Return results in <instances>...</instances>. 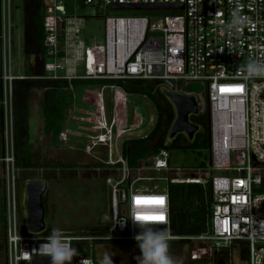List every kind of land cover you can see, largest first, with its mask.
Instances as JSON below:
<instances>
[{
	"label": "built area",
	"instance_id": "built-area-1",
	"mask_svg": "<svg viewBox=\"0 0 264 264\" xmlns=\"http://www.w3.org/2000/svg\"><path fill=\"white\" fill-rule=\"evenodd\" d=\"M11 1L0 0V58L3 93L2 110V199L5 225L6 264H27L42 256L38 249L51 232L47 229L38 236L21 232L19 215L18 177L15 166L13 106L11 83L27 78L12 75L5 67L9 50L11 28ZM44 6L43 61L44 78L87 81L143 80L171 93L193 95L197 101L198 117L206 113L210 119V177L166 179L159 176L169 169V152L165 149L142 159L134 168L128 166L122 155L121 137L137 130L144 118L134 115L135 124H129L126 93L116 84H100L93 104L95 108L86 117L74 121L94 127L82 153L92 156L105 169L104 183L108 189V215L104 228L87 235L64 233L72 246L106 243L137 244L132 217L137 214L164 213V226L169 241L192 246L207 244L209 252L246 251L247 264L264 261V76L248 77L243 69L247 63H264V0H41ZM181 5L182 9L146 11L145 15H106L104 39L85 48L80 62L82 74L59 77L60 61L65 57L61 38L69 28L66 20L71 12L82 7L104 8L109 5ZM69 10V12H68ZM94 12V11H93ZM136 12V11H135ZM242 20V23H234ZM76 32V31H75ZM7 49V50H6ZM63 52L64 57H59ZM81 55V54H80ZM3 60V65H2ZM190 83H199L202 94L188 90ZM242 87V91H237ZM221 88L225 91L221 92ZM74 88L69 86L73 93ZM104 91L109 93L108 108ZM146 98L145 96H143ZM201 130V128H200ZM91 131V130H90ZM69 131L59 134L58 140L68 141ZM82 134V133H81ZM83 135V134H82ZM127 140V139H126ZM102 149V158L95 150ZM117 159H112V151ZM244 159L246 166H231ZM253 160L257 165H253ZM234 171L236 176L213 175L212 172ZM165 181V187H149L146 182ZM168 183H185L209 187L210 208L205 218V229L194 236H175L170 232ZM164 198L163 206L154 200L137 198ZM23 225V224H22ZM202 246V245H201ZM29 252L30 255H25ZM96 260L91 255L78 256Z\"/></svg>",
	"mask_w": 264,
	"mask_h": 264
},
{
	"label": "rangeland",
	"instance_id": "rangeland-1",
	"mask_svg": "<svg viewBox=\"0 0 264 264\" xmlns=\"http://www.w3.org/2000/svg\"><path fill=\"white\" fill-rule=\"evenodd\" d=\"M106 15L120 14L105 13L104 8L100 6L82 7L68 15L70 18L66 20V27L71 31L61 38L62 45L65 49V57L60 61L63 69L56 72L59 77L64 76L67 73V69L72 68L71 66L76 59L73 58L74 51L77 50L79 56H82L85 48H89L96 42L103 41L105 32L104 17ZM23 16L24 8L22 1L12 0L9 50L6 49L7 57L4 58L5 67L12 75L27 74L26 65L29 57H26L24 53ZM45 61L52 62V59H45ZM73 66L77 75L82 74L83 67L81 62H78L77 65L75 64ZM188 90L195 94H202L204 91L199 83H190ZM83 95L84 89L82 87L75 88V91H73V102L75 105L73 107H78V111L73 112V108H71L72 114L70 115L69 113H66L67 118L70 117L72 119L77 116L84 117L86 114L92 112L93 109L88 108V106L92 107L93 101L88 102L86 98H82ZM94 95L96 96L95 93ZM94 95H89V98L94 100ZM126 98L129 111L128 123L136 125L133 120L134 115L137 116V119L143 117L144 123L137 130L124 134L121 137L120 142L124 139H139L146 137L153 129L156 121L155 109L149 99L139 95H130L126 96ZM42 118L41 106H39L38 117L35 115L29 122L30 145L33 152L36 153H40V146L42 148L41 143L42 141H46V138L41 140L39 136ZM86 119L88 118L86 117ZM85 127H88V125L80 124L76 121H74L73 124L66 123L65 131L69 130L71 133L68 135V141L65 143L55 142L56 147L61 149L58 153L60 157L63 158V167L69 166L72 171L54 170L52 167H47L37 169L34 172V178H42L44 174H48L51 178L48 180L45 207L46 223L50 232H52L54 228H59L66 233L67 230H75L81 226H95L96 228L102 229L106 225L105 219L108 215V189L104 183L105 169H103L102 163H94L92 156H87L82 153L88 135L97 132V130L93 126H89V131H87ZM58 153L51 152L49 154H52V156L55 157V160ZM95 153L102 158L101 148L96 149ZM34 157L35 161L43 166H51V164L58 162L53 160L46 161L50 156H46L45 153H40V156L35 154ZM117 157V154L113 150L112 159L115 161ZM208 159L209 151L207 149L199 152L192 150H170L168 159L169 169L160 173L159 176L166 179H170V176L177 179L195 176L209 178L211 171L208 166ZM201 163L205 165L204 168L199 167ZM231 166L245 167L246 164L243 159L238 164L233 163ZM212 173L213 175L229 177L242 175V173H236L234 171H214ZM1 177L2 167L0 165V179ZM21 182H24V179H22ZM145 184L150 188L154 185H157L159 188H164L166 182L163 180H154L153 182H146ZM1 229L2 223L0 222V264H3ZM170 242L178 244L176 241ZM131 244L135 243H129L127 245ZM90 246L92 251L93 246ZM94 251L99 263L103 264L104 257L106 254L109 255V251L105 249V247L98 245ZM92 252L90 253L92 254ZM208 252L209 249L207 244H198L197 242L192 243V258L196 259L201 255H206Z\"/></svg>",
	"mask_w": 264,
	"mask_h": 264
},
{
	"label": "trees",
	"instance_id": "trees-1",
	"mask_svg": "<svg viewBox=\"0 0 264 264\" xmlns=\"http://www.w3.org/2000/svg\"><path fill=\"white\" fill-rule=\"evenodd\" d=\"M24 8V53L25 56L33 55L38 57L32 75L21 80H13L11 83L12 106H13V132H14V150H15V166L19 169V176L23 179L35 177L34 172L41 168H63L60 166H46L33 162L30 149L29 137V107L28 94L32 89L42 90V116L43 126L42 132L45 136H50L52 141L57 142L59 134L64 129L65 111L72 105L73 95L69 91V86L73 88L82 85L89 86L92 84H116L123 90L132 95L145 96L152 102L156 113V121L151 132L144 138L127 139L122 142V155L126 159L129 167L134 168L138 163L151 154L157 153L162 149L167 150H192L201 151L208 150L207 140V122L206 113L203 118L191 117L190 120L198 125L201 130L196 134L192 142H188L183 135H177L173 140H168V133L171 123L174 119V112L170 103L162 96L159 89H155V85L143 80H127V81H87L74 79L68 82L65 79H46L44 78L43 61L46 58V50L42 41L44 37V6L41 0H21ZM69 12V10H68ZM107 13H116L120 15H145L146 11H107ZM59 57H64V53L60 52ZM190 85V84H189ZM188 85V87H189ZM187 87V88H188ZM2 71L0 61V99L2 98ZM2 110L0 107V156L2 155ZM68 167V166H64ZM204 168L203 163L200 164ZM197 177V176H195ZM44 179L50 180L48 174H44ZM170 179H177L172 178ZM2 180L0 179V192L2 191ZM169 196V212H170V232L175 236H194L200 234L205 229V218L210 208L209 187L203 189L200 185L185 183H168ZM20 215V228L24 233L22 225V216ZM0 222L2 223V258L3 264H6L5 252V225H4V209L2 199H0ZM91 233L100 230L86 228ZM47 232L50 230L47 228ZM73 233V232H72ZM93 246V245H92ZM80 256L91 255L90 248L79 246L77 249ZM240 256L246 260V251L241 249ZM21 264H27L22 262Z\"/></svg>",
	"mask_w": 264,
	"mask_h": 264
},
{
	"label": "water",
	"instance_id": "water-1",
	"mask_svg": "<svg viewBox=\"0 0 264 264\" xmlns=\"http://www.w3.org/2000/svg\"><path fill=\"white\" fill-rule=\"evenodd\" d=\"M110 11H168L174 9H182L181 5H119L112 4L108 6ZM160 93L170 103L174 119L171 123L168 140H173L177 135H183L188 142H192L196 134L200 131V127L190 118L198 115V107L196 98L193 95L183 93H171L166 89H161ZM207 140L209 159L208 164H211L210 156V119L207 113ZM253 165L257 163L253 160ZM48 189V180L41 178H29L24 180L23 193L21 198V209L23 213V229L26 234H41L47 229L46 223V208L44 196ZM155 231H164V226H153ZM141 229L135 228V232L139 234ZM91 231L87 229H79L73 234L87 235ZM73 263V261H72ZM29 264H50V259L45 256H37L33 258ZM264 264V261L263 263Z\"/></svg>",
	"mask_w": 264,
	"mask_h": 264
},
{
	"label": "crops",
	"instance_id": "crops-1",
	"mask_svg": "<svg viewBox=\"0 0 264 264\" xmlns=\"http://www.w3.org/2000/svg\"><path fill=\"white\" fill-rule=\"evenodd\" d=\"M28 57L29 58H28V62H27V65H26L27 73H29L28 75H32L33 71H34V67L36 65V61L38 60V57L33 56V55H29ZM73 58H76L75 62L73 61L74 62L73 65H75V64L77 65V63L80 62V56H79V53H78L77 50L74 51V57ZM73 65L71 66L72 68L67 69V73L71 74V73L74 72L73 74L77 75V73H75V70L73 69V67H74ZM22 76H24V75H22ZM98 85L99 84H92V85H89V86H84V85L80 86V87H82L84 89V95H83L82 98L83 99L86 98V100L88 102H92L93 100L91 98H89L90 97L89 95H94V93L96 94L98 92V90H99V86ZM87 89H89V90H87ZM73 91H75V88H74ZM42 92H43L42 90H38V89L34 88L28 94V107H29V118H28V121L29 122H30V119L33 118L35 115H36V117H38V107L39 106H41V112H42ZM72 95H73V93H72ZM37 97L39 98V100H38ZM93 97H95V95ZM104 97H105L106 107L108 108V102H109V93H108V91H104ZM92 104H93V102H92ZM74 105H75L74 102H72V105L65 111L64 129H65L66 123H68V124H73L74 123L73 118L72 119L70 117L67 118V116H66V113H69L70 115L72 114L71 108H73L72 109L73 112L78 111V107H73ZM88 108L94 109L95 106L93 104L92 107L88 106ZM79 119H80V117H79ZM42 126H43V118H42L41 127L39 129L40 130V135L39 136H40L41 140H43V138H46V141H42V143H41L42 148L40 146V149H41L40 153L41 154L45 153L46 156H50L49 158H47L46 161H51V160L58 161V162H55V163L51 164V166H60V167H62L63 166V158L60 157V155L58 153L59 151H61V149L59 147H56V145H55L56 143H54L52 141L50 136L43 135ZM67 131H69V130H67ZM57 142H60V141L57 139ZM29 143H30V140H29ZM60 143H62V142H60ZM30 149H31V145H30ZM42 151H44V152H42ZM51 152L58 153L55 160H54L55 157L52 156V154H49ZM31 153H32L33 162L37 163L35 161V159H34L35 158L34 155L38 154L40 156V153L33 152V149H31ZM37 164H39V163H37ZM57 170H63V171H69V172L72 171L71 167H69V166L68 167H63L61 169L59 168ZM86 228L98 229L95 226H81V227H79V228H77L75 230H67L66 232L72 233V232H75V231H77L79 229H86ZM168 243H169V246H170V248H169L170 254L172 256L178 258L179 261H182V264H190L192 262H199L201 260V259H198L199 257L196 258V259L192 258V246L181 244L179 242H178V244H174L172 242H168ZM97 245L98 244L93 245L92 256L95 253L94 250H95ZM98 246L105 247V249H107L109 251V255H111L113 264H137V261H136L135 257L141 255V252H140V249L138 247V244L127 245V244H122V243H106V244L98 245ZM84 247L85 248L86 247L90 248V245H85ZM216 253H219L220 256L222 254H225L226 255L225 258H228L229 262H231L233 264H240V258H241L240 253H238V252H236L234 250H232V251H220V252H216Z\"/></svg>",
	"mask_w": 264,
	"mask_h": 264
},
{
	"label": "clouds",
	"instance_id": "clouds-1",
	"mask_svg": "<svg viewBox=\"0 0 264 264\" xmlns=\"http://www.w3.org/2000/svg\"><path fill=\"white\" fill-rule=\"evenodd\" d=\"M242 22V20H234V23ZM243 71H246L248 77L264 76V63L251 61L247 63ZM131 221L141 229L140 233L134 237L141 252L140 256L135 257L137 264H182V261L170 254L168 243L170 237L166 230H154L153 224L159 221L143 217L137 219V215H133ZM42 241L39 248L33 251L49 258L50 264H72L73 259L80 255L77 248L72 246L70 238L59 228H54ZM25 255L30 253L25 252ZM79 264H91V261L82 258ZM103 264H113L111 255H105Z\"/></svg>",
	"mask_w": 264,
	"mask_h": 264
},
{
	"label": "flooded vegetation",
	"instance_id": "flooded-vegetation-1",
	"mask_svg": "<svg viewBox=\"0 0 264 264\" xmlns=\"http://www.w3.org/2000/svg\"><path fill=\"white\" fill-rule=\"evenodd\" d=\"M206 122H207V117H206ZM22 179L23 178L18 177L17 182H18L19 207H20V212H21V216L23 219V213H22V209H21V198H22V193H23L24 182H21ZM41 179H44L43 176ZM44 203H45V207H46V195L44 196ZM98 245H103V244H98ZM218 254L219 253H216V252L211 253L207 257L202 258L199 262H192L190 264H233V263L229 262L228 258H225L226 257L225 254H222L221 256H220V254L219 255ZM93 257L96 260V264H100L99 261L97 260L96 253L93 254ZM240 264H247V262H246V260L240 258Z\"/></svg>",
	"mask_w": 264,
	"mask_h": 264
},
{
	"label": "snow or ice",
	"instance_id": "snow-or-ice-1",
	"mask_svg": "<svg viewBox=\"0 0 264 264\" xmlns=\"http://www.w3.org/2000/svg\"><path fill=\"white\" fill-rule=\"evenodd\" d=\"M236 90L242 91V87H237ZM224 91H225V89L221 88V92H224ZM142 199L154 200L157 204H159L161 206H163V204H164V198L163 197H159V198H137L136 203L140 204ZM142 217L152 219L154 221H159V222H163L166 220V217L163 213L155 214V215L137 214V219H141Z\"/></svg>",
	"mask_w": 264,
	"mask_h": 264
}]
</instances>
